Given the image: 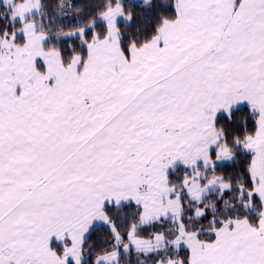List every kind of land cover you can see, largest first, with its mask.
I'll list each match as a JSON object with an SVG mask.
<instances>
[{
	"label": "snow or ice",
	"instance_id": "1",
	"mask_svg": "<svg viewBox=\"0 0 264 264\" xmlns=\"http://www.w3.org/2000/svg\"><path fill=\"white\" fill-rule=\"evenodd\" d=\"M0 264H264V0H0Z\"/></svg>",
	"mask_w": 264,
	"mask_h": 264
}]
</instances>
